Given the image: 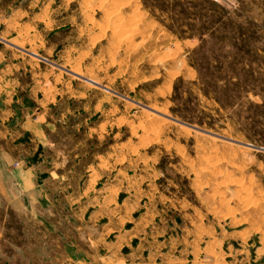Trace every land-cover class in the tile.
<instances>
[{"label":"rangeland","instance_id":"rangeland-1","mask_svg":"<svg viewBox=\"0 0 264 264\" xmlns=\"http://www.w3.org/2000/svg\"><path fill=\"white\" fill-rule=\"evenodd\" d=\"M0 42L44 186L0 169V264H264V0H0Z\"/></svg>","mask_w":264,"mask_h":264},{"label":"crops","instance_id":"crops-1","mask_svg":"<svg viewBox=\"0 0 264 264\" xmlns=\"http://www.w3.org/2000/svg\"><path fill=\"white\" fill-rule=\"evenodd\" d=\"M4 42L7 48L18 49L13 44L9 43V41ZM6 85H8L7 82L5 83L0 77V127L7 128L6 130H9L10 133L15 136L6 137L5 139L3 138V140L10 145L0 152V169L2 173L7 175L8 179L10 178L9 181H12V184H15L16 188L21 190L23 193L22 195L25 197L30 195L31 192L44 187L43 184L41 185L36 182L35 173L39 168V163L33 159V157H40L42 144L36 136L38 131L31 126L33 124L20 122L19 119H16V115L19 112V107H16L15 105V103L17 104V99L14 94H9V91L6 90ZM9 96H11V101L7 104ZM22 134H28L30 136L29 142L36 147V152L33 150L34 154H32V152H26L21 142ZM37 151L39 152V156L36 154ZM7 185L8 182L4 184L0 181V190H4V192L7 193L8 199H10V197L15 199V196L10 195L7 191L8 188H10V186ZM31 199L33 198H29L28 203L26 204H37L34 202V199ZM73 264H75V261H73ZM76 264L84 263L77 262Z\"/></svg>","mask_w":264,"mask_h":264}]
</instances>
